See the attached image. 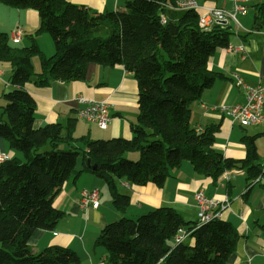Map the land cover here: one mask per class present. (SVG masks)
Here are the masks:
<instances>
[{
    "label": "trees",
    "instance_id": "trees-1",
    "mask_svg": "<svg viewBox=\"0 0 264 264\" xmlns=\"http://www.w3.org/2000/svg\"><path fill=\"white\" fill-rule=\"evenodd\" d=\"M0 2L33 9L40 18L27 47L12 46L0 32V61L11 66L12 86L2 94L6 103L0 117V138L11 151L0 163V264H79L78 255L63 246L33 253L29 239L35 230H51L63 218L55 196L82 171L105 184L112 205L121 212L129 196L119 191L118 179L161 187L183 160L213 180L226 169L245 167L247 191L262 184L264 164L256 162V135L242 138L245 157L233 159L214 146L220 122L201 131L190 125V104L222 76L209 68L208 60L217 48L228 45L229 26L203 29L197 10L169 8L173 0H124L122 9L103 13L68 0ZM40 33L51 38L53 54L45 55L36 43L34 35ZM91 63L120 65L132 73L138 106L132 136L74 137L72 119L35 128V102L25 85L83 80ZM130 151L138 152L137 160L126 157ZM181 230L188 237L177 243ZM240 237L238 228L223 217L201 224L184 220L173 207L160 206L105 224L94 244L104 247V264H225Z\"/></svg>",
    "mask_w": 264,
    "mask_h": 264
},
{
    "label": "crops",
    "instance_id": "crops-1",
    "mask_svg": "<svg viewBox=\"0 0 264 264\" xmlns=\"http://www.w3.org/2000/svg\"><path fill=\"white\" fill-rule=\"evenodd\" d=\"M68 1L83 5L93 13L116 11L124 6V0ZM196 2L201 6L197 9L200 14L206 13V7L232 8L231 0ZM262 2L263 0H249L244 14L237 13L236 20L228 17L226 25L232 32L228 44L242 45L243 51L230 52L227 45L217 48L209 57V68L222 76L216 78L213 84L202 92L199 99L190 104V125L195 129L201 131L210 124L220 122L214 146L225 157L244 158L246 148L242 138L256 135V162L260 165L264 163V120L258 125L242 126L220 112L207 110L203 105H231L244 101L242 89L232 79L234 72L239 73L246 82L259 83L264 88V10H260ZM172 5L167 6L170 8ZM39 24L40 18L35 10L16 8L0 2V32L9 37L12 46L21 48L30 45L31 35ZM15 29H20L21 32L17 42L12 40ZM34 37L45 55L53 54V42L46 33L36 34ZM32 62L35 67L37 57H34ZM6 70L7 75L2 76ZM10 74V64L0 61V117L2 106L6 103L2 94L12 88L8 78ZM25 87L35 102V128L55 122L65 125L72 119L75 121L74 137L88 135L93 139H108L132 136L130 126L136 122L138 114L137 84L132 73L120 65L102 66L91 63L83 80H53L43 87L30 82ZM78 95L106 101L110 122L105 129H100L94 122L77 117V109L81 107L75 100ZM0 153L11 154L7 142L2 138ZM126 157L136 159L137 153L128 152ZM78 168H81V165ZM235 169L241 171L242 177L233 172ZM226 170H233L228 179L221 173L213 180L207 175L197 173L191 163L184 160L171 171V175L161 187L151 182L135 185L120 178L116 181L117 187L121 193L129 196V204L123 212L114 208L111 199L102 197L103 182L94 174L82 171L76 178H69L61 186L55 196L54 205L63 210L65 215L53 229H37L33 232L29 239L31 251L37 253L47 246L58 245L73 250L79 257V264H104L105 249L95 246L94 240L105 224L120 217L136 218L160 206L173 207L184 220L196 221L198 208L194 194L202 189L207 197L217 199L221 204L227 203L222 210V217L236 226L241 235L235 251L227 258L225 264H264V255L261 252L264 245V192L260 191L264 184L261 182L259 187L253 185L247 191L245 167ZM92 188L99 190V205L97 208L89 207L83 210L79 204L80 191Z\"/></svg>",
    "mask_w": 264,
    "mask_h": 264
},
{
    "label": "built area",
    "instance_id": "built-area-1",
    "mask_svg": "<svg viewBox=\"0 0 264 264\" xmlns=\"http://www.w3.org/2000/svg\"><path fill=\"white\" fill-rule=\"evenodd\" d=\"M249 0H231L232 8L225 9L223 7H206L205 14H200L198 17V25L203 29H208L213 25H226L229 18L236 20V14H244L247 11V3ZM176 10H197L201 6L196 0H174V4L170 6ZM204 8V7H202ZM229 17V18H228ZM164 20V18H162ZM20 29L13 31L12 40L17 42L20 39ZM228 51L241 52L243 46H233L228 44ZM232 79L235 84L243 91L244 101L242 103L227 104L221 103L218 106L203 105L207 110L220 112L231 118L232 121L239 123L242 126L258 125L264 120V88L261 84H251L246 82L239 73H232ZM77 104L81 107L77 109V117L89 122H94L100 129H105L110 122L109 108L106 101L86 98L83 95H78L75 98ZM8 158L5 153H0V163ZM264 170V168H263ZM233 170H224L223 176L228 179ZM99 190L82 189L80 191L79 204L83 210L89 207L97 208L99 205ZM195 202L198 208L197 221L201 224L207 223L212 218L222 217V210L226 204H221L219 200L209 198L204 194L202 189H199L194 194ZM188 237L186 231L176 235L175 242L179 243ZM264 255V245L261 248Z\"/></svg>",
    "mask_w": 264,
    "mask_h": 264
},
{
    "label": "rangeland",
    "instance_id": "rangeland-1",
    "mask_svg": "<svg viewBox=\"0 0 264 264\" xmlns=\"http://www.w3.org/2000/svg\"><path fill=\"white\" fill-rule=\"evenodd\" d=\"M48 35V34H47ZM49 36V35H48ZM18 46H22V45H20V44H18ZM35 61H37L36 59H35ZM34 68H36V69H38V62H36L35 63V67ZM35 69V70H36ZM7 75V70L4 72V74L2 75V76H6ZM8 78H9V76H8ZM73 144H75V145H78L79 143H73ZM65 147H67V145L65 144L64 145ZM130 152H135V153H137V158L136 159H129V160H132V161H135V160H137L138 159V152H136V151H130ZM184 161V160H183ZM264 164V163H263ZM81 164H80V159H78V161H77V168L80 166ZM174 168H172L171 169V171L173 170ZM170 171V172H171ZM235 174H240L239 175V177H242V174H241V171L239 170V169H235L234 171H233ZM263 184H264V176H263V178H262V181H261ZM98 186H100L99 184H98ZM256 187H259L258 185L256 186ZM102 197H106V198H108V200H110V197H109V195H108V192H107V189H106V186H105V184L103 183L102 184ZM260 191H263L264 192V188H262ZM98 201H99V198H98ZM121 218V217H120ZM127 218V217H126Z\"/></svg>",
    "mask_w": 264,
    "mask_h": 264
},
{
    "label": "water",
    "instance_id": "water-1",
    "mask_svg": "<svg viewBox=\"0 0 264 264\" xmlns=\"http://www.w3.org/2000/svg\"><path fill=\"white\" fill-rule=\"evenodd\" d=\"M89 163H90L89 160H87V164H89ZM92 167L95 168V165H92Z\"/></svg>",
    "mask_w": 264,
    "mask_h": 264
}]
</instances>
